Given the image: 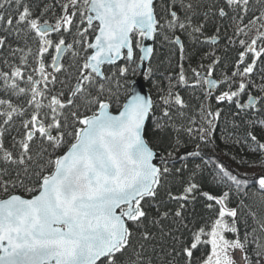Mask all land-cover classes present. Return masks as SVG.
<instances>
[{
    "label": "snow or ice",
    "instance_id": "obj_1",
    "mask_svg": "<svg viewBox=\"0 0 264 264\" xmlns=\"http://www.w3.org/2000/svg\"><path fill=\"white\" fill-rule=\"evenodd\" d=\"M0 264H264V0H0Z\"/></svg>",
    "mask_w": 264,
    "mask_h": 264
},
{
    "label": "trees",
    "instance_id": "obj_2",
    "mask_svg": "<svg viewBox=\"0 0 264 264\" xmlns=\"http://www.w3.org/2000/svg\"><path fill=\"white\" fill-rule=\"evenodd\" d=\"M197 58H198V57H197ZM193 64H195V61H193ZM146 85H147V88H148V84H147V82H146ZM222 159L225 160L227 163L232 164L233 167L236 166L235 164H233V162H232L227 156L222 157ZM242 170H243V169H242ZM249 171H255V170H254V169H249ZM197 255H199V253H197Z\"/></svg>",
    "mask_w": 264,
    "mask_h": 264
},
{
    "label": "water",
    "instance_id": "obj_3",
    "mask_svg": "<svg viewBox=\"0 0 264 264\" xmlns=\"http://www.w3.org/2000/svg\"><path fill=\"white\" fill-rule=\"evenodd\" d=\"M141 82L144 83V89H145V91H147L148 88H147L146 82H144V81H141Z\"/></svg>",
    "mask_w": 264,
    "mask_h": 264
}]
</instances>
